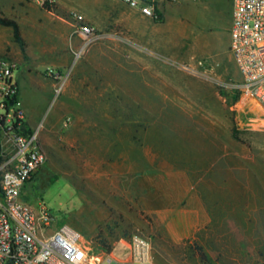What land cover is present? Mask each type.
<instances>
[{
  "label": "rangeland",
  "instance_id": "1",
  "mask_svg": "<svg viewBox=\"0 0 264 264\" xmlns=\"http://www.w3.org/2000/svg\"><path fill=\"white\" fill-rule=\"evenodd\" d=\"M179 1L167 19H184L208 65L180 68L168 41L158 59L141 54L151 68L143 70L123 30L79 47L59 69L42 59L35 36H22L25 57L0 26V58L19 63L20 104L47 158L22 198L76 229L94 256L127 261L118 241L137 234L154 264H264V113L235 107L242 79L225 30L232 0ZM0 11L18 22L11 3ZM50 68L64 76L59 95ZM1 146L0 174L10 156L3 134Z\"/></svg>",
  "mask_w": 264,
  "mask_h": 264
},
{
  "label": "built area",
  "instance_id": "2",
  "mask_svg": "<svg viewBox=\"0 0 264 264\" xmlns=\"http://www.w3.org/2000/svg\"><path fill=\"white\" fill-rule=\"evenodd\" d=\"M40 8L56 13V0H31ZM142 16L162 21V4L176 0H121ZM73 35L85 46L98 37L97 29L83 15L72 12ZM229 52L241 76L240 98L235 107L254 106L264 113V0H232ZM203 65V62H199ZM19 63L12 57L0 58V128L9 151V159L0 174V264H154L151 244L137 234L118 243L130 250L127 261H118L112 252L94 256L84 237L67 224L57 225L40 201L36 205L22 198L25 184L46 163L38 132L24 134L26 114L19 100L16 71ZM46 76L58 83L59 95L64 76L52 68ZM117 243V244H118Z\"/></svg>",
  "mask_w": 264,
  "mask_h": 264
},
{
  "label": "crops",
  "instance_id": "3",
  "mask_svg": "<svg viewBox=\"0 0 264 264\" xmlns=\"http://www.w3.org/2000/svg\"><path fill=\"white\" fill-rule=\"evenodd\" d=\"M56 1L58 3L56 14L58 15L40 8L31 0H0L1 8L2 2L6 4L11 3L17 12L16 17L22 36H35L39 49L45 51L42 59H49L51 67L59 69L67 67L73 62L72 59L80 57L81 52L78 51L79 47L82 49L84 45L86 48L94 42L85 46L82 38L73 35L71 23L62 17L63 14L72 12L83 15L88 24L97 28L99 32L98 36L113 34L117 31L123 32V30L131 32L135 57L134 63L136 66L139 65V68L143 65V70H150L151 68H149L150 66L147 67L144 61L142 63L141 54H143V57H148L150 61L158 59L157 56L159 55L156 54L157 51L167 53L166 45L168 41L172 43L174 53L172 57L177 61L180 68L196 66L199 62L208 65L204 54L198 49V43L192 34L193 32H188L189 25L186 26L184 24V19L178 17L173 21V24L168 21L167 11L169 4L161 6L162 21L156 23L150 18L142 16L137 10L130 8L121 0ZM181 1L186 2L187 0H180L178 6H183L180 5ZM71 3L75 5L70 6L72 5ZM231 20L232 12L231 16L229 15V27L225 29L229 38L228 48ZM4 28L12 34L11 28ZM170 29L172 30L171 38L167 36V31ZM49 36H55V42L51 43L48 39ZM210 37H212L210 41L215 39V35H210ZM81 41L82 44H80ZM134 74L137 75V72ZM138 74L141 75V72ZM139 81H141L140 76ZM27 125L31 129L33 128L31 123L27 122Z\"/></svg>",
  "mask_w": 264,
  "mask_h": 264
},
{
  "label": "trees",
  "instance_id": "4",
  "mask_svg": "<svg viewBox=\"0 0 264 264\" xmlns=\"http://www.w3.org/2000/svg\"><path fill=\"white\" fill-rule=\"evenodd\" d=\"M0 26L2 27H7L12 29V35H13V40L18 46L20 47L22 53L26 57V47H25V42L23 40V37L21 35L20 27L18 22L15 19L7 18L4 17L0 11ZM22 132L24 134H31L33 132V129H31L27 123L24 124V127L22 129ZM2 130L0 128V161L3 159L2 158V146H1V138H2ZM35 176V175H34ZM33 176V177H34ZM107 250H109L107 248Z\"/></svg>",
  "mask_w": 264,
  "mask_h": 264
}]
</instances>
